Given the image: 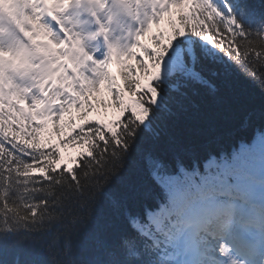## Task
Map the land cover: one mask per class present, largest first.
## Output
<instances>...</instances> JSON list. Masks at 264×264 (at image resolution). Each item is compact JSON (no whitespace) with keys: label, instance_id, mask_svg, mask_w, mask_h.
<instances>
[{"label":"snow or ice","instance_id":"snow-or-ice-1","mask_svg":"<svg viewBox=\"0 0 264 264\" xmlns=\"http://www.w3.org/2000/svg\"><path fill=\"white\" fill-rule=\"evenodd\" d=\"M16 2L0 22V264L44 236L48 264H264V228L246 233L264 132L202 163L168 134L189 93L216 97L233 68L264 92V15L249 0ZM85 5L105 46L91 53ZM98 109L113 118L89 119Z\"/></svg>","mask_w":264,"mask_h":264},{"label":"trees","instance_id":"trees-1","mask_svg":"<svg viewBox=\"0 0 264 264\" xmlns=\"http://www.w3.org/2000/svg\"><path fill=\"white\" fill-rule=\"evenodd\" d=\"M249 3L255 7L258 14L264 15V0H249ZM167 27L166 20L163 25L154 28V32L167 31ZM232 72L233 74L221 85L220 93L214 98L193 96L189 93V100L184 101L188 111L181 114L175 124L168 129V134L192 150L201 163L210 154L215 155L218 160L224 155L230 156L242 142H250L254 135L264 132V92L234 68ZM113 116L114 110L109 109L105 114L103 109H98L89 119H112ZM78 123L81 121L78 120ZM42 135L45 141L51 139L52 142H56L58 139L51 129ZM166 139L167 137L165 141ZM165 141L156 146V151L170 159L171 153L168 152ZM143 147L147 149L153 145L150 140H146ZM63 151L66 157L75 154V150ZM190 159V155L186 156L189 167ZM112 187L117 191L123 190L119 181ZM150 204L155 207L154 202ZM100 216L104 221L112 219L107 209H101L98 212V217ZM123 227L121 223V228ZM49 239L50 236L39 237L37 242H29L6 250L4 264H48L46 248ZM80 251L84 254L83 249Z\"/></svg>","mask_w":264,"mask_h":264},{"label":"rangeland","instance_id":"rangeland-1","mask_svg":"<svg viewBox=\"0 0 264 264\" xmlns=\"http://www.w3.org/2000/svg\"><path fill=\"white\" fill-rule=\"evenodd\" d=\"M11 17L12 18H15L16 16L13 15ZM75 31L79 33L78 29H75ZM123 31H124V27L122 29L120 26L116 25V29L113 27V32H112V34L110 36V39L113 40V41H119L121 44L125 43L126 41H125V37H124ZM81 38L83 39L84 46L86 47V49L88 50V52L91 53V52H94V51L97 50L93 46L88 45L86 39H84L82 35H81ZM75 55H78V54H75ZM114 69H117L118 70V65L115 66ZM214 254H218V253H214Z\"/></svg>","mask_w":264,"mask_h":264}]
</instances>
